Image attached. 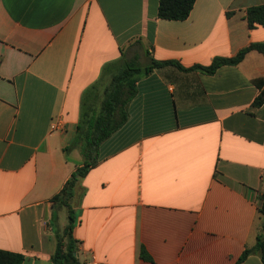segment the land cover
I'll list each match as a JSON object with an SVG mask.
<instances>
[{"label": "crops", "instance_id": "obj_1", "mask_svg": "<svg viewBox=\"0 0 264 264\" xmlns=\"http://www.w3.org/2000/svg\"><path fill=\"white\" fill-rule=\"evenodd\" d=\"M262 5L196 0L177 21L158 17L159 0H0V250L53 264V198L83 163L82 97L140 48L145 65L182 69L138 78L126 122L76 186L79 260L237 264L264 235V53L196 67L264 43L247 20ZM242 264L264 262L252 252Z\"/></svg>", "mask_w": 264, "mask_h": 264}, {"label": "trees", "instance_id": "obj_2", "mask_svg": "<svg viewBox=\"0 0 264 264\" xmlns=\"http://www.w3.org/2000/svg\"><path fill=\"white\" fill-rule=\"evenodd\" d=\"M195 2L196 0H159L158 17L164 20H185L190 15ZM247 20L250 25L258 24L264 26V5L250 8L247 11ZM251 50L264 53V43L252 44L240 50L231 58H216L209 67L196 68L208 74H213L222 66L239 64ZM170 64L181 68L180 65L173 62L152 61V63L147 65L144 69L131 63L126 64L120 76L122 80L132 79L131 92L128 97L122 101L120 99V89H115L113 91L114 93L111 95V99L106 101L111 108L102 116L93 114L94 112L91 111V99L86 103L82 97V113L78 125V136L74 141V145H76L77 141H85L84 147H82L81 150L83 163L76 168L60 193L53 198L54 204L67 209L69 219V223L62 235H57V246L52 257L53 264H83L78 257V242L73 237L74 212L70 200L74 195V190L90 168L96 164L100 145L126 122L128 117L126 111L127 105L135 95V84L138 78L150 74L156 68ZM112 65L106 67L107 70ZM255 84L260 92L254 101V105L262 106L264 105V78L256 80ZM91 87H93V85ZM117 111L119 112L118 114H120L119 120L116 118ZM83 125H86V131L83 129ZM261 212L264 213V204ZM252 252L260 253L264 262V235L258 234L255 247L246 249L237 264H242ZM143 258L149 259L144 254ZM23 259V256L20 254L0 250V264H22Z\"/></svg>", "mask_w": 264, "mask_h": 264}, {"label": "rangeland", "instance_id": "obj_3", "mask_svg": "<svg viewBox=\"0 0 264 264\" xmlns=\"http://www.w3.org/2000/svg\"><path fill=\"white\" fill-rule=\"evenodd\" d=\"M137 55L134 56L132 59H124L115 65H112L111 67L107 68L102 72V75L98 79V81L93 85V87H89L85 94L83 95L84 102H88L91 99V111L94 112L96 116H102L106 114L111 106L109 105L107 100L111 99V95L114 93L113 91L115 89H120V99L123 101L125 100L128 95L131 92V85H132V79L130 80H122L121 79V72L126 64L131 63L135 66H138L142 69H144L147 65L144 52L138 48L136 49ZM144 57V59H143ZM82 98V99H83ZM108 105V107H107ZM119 112H116V118L117 120L120 119ZM83 129L86 131V125L82 126ZM84 139V138H83ZM85 141H77L76 145H73L74 148H76L78 151L81 150L82 147H84ZM82 155V154H81ZM72 202V199L70 200ZM57 216H58V224H57V231L56 234L61 236L64 229L67 227L69 223L68 219V212L65 207H60L57 210Z\"/></svg>", "mask_w": 264, "mask_h": 264}, {"label": "built area", "instance_id": "obj_4", "mask_svg": "<svg viewBox=\"0 0 264 264\" xmlns=\"http://www.w3.org/2000/svg\"><path fill=\"white\" fill-rule=\"evenodd\" d=\"M58 126V124L57 123H54L53 124V128H55V127H57Z\"/></svg>", "mask_w": 264, "mask_h": 264}]
</instances>
